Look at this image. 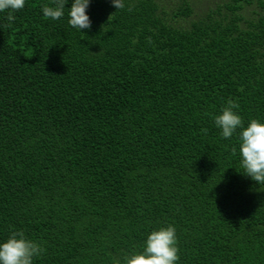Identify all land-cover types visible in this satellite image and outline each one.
Segmentation results:
<instances>
[{
	"label": "trees",
	"instance_id": "trees-1",
	"mask_svg": "<svg viewBox=\"0 0 264 264\" xmlns=\"http://www.w3.org/2000/svg\"><path fill=\"white\" fill-rule=\"evenodd\" d=\"M51 2L0 12V240L123 264L172 223L177 264H264V184L213 120H264V0H91L81 31Z\"/></svg>",
	"mask_w": 264,
	"mask_h": 264
},
{
	"label": "clouds",
	"instance_id": "clouds-1",
	"mask_svg": "<svg viewBox=\"0 0 264 264\" xmlns=\"http://www.w3.org/2000/svg\"><path fill=\"white\" fill-rule=\"evenodd\" d=\"M69 0H52L41 6L45 17L58 20L65 15V5ZM91 0H71L67 8L68 23L79 29L91 27V19L87 12ZM26 0H0V12L7 11L9 21L15 19V11L25 6ZM117 8L125 7V0H111ZM236 100L228 99L221 110L213 115L215 126L224 138L238 135V148L233 146L232 152H239L242 171L259 185L264 184V120L250 118L245 125L238 111ZM206 132L207 129H202ZM177 229L172 223L162 225L148 232L142 250L132 252L124 257L123 264H177L179 247ZM46 249L41 242L28 237L22 229L12 231L6 239L0 240V264H33L34 259L41 256ZM119 264V262H117Z\"/></svg>",
	"mask_w": 264,
	"mask_h": 264
}]
</instances>
